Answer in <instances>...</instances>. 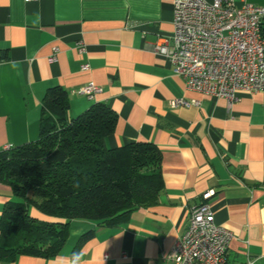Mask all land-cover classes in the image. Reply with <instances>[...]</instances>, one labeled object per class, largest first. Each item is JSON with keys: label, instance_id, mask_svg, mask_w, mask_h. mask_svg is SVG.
<instances>
[{"label": "crops", "instance_id": "0c3cea01", "mask_svg": "<svg viewBox=\"0 0 264 264\" xmlns=\"http://www.w3.org/2000/svg\"><path fill=\"white\" fill-rule=\"evenodd\" d=\"M172 32L173 0H0V151L38 138L44 95L58 87L68 119L93 103L115 112L108 148L156 146L163 181L156 202L125 220L72 219L54 255L0 264H176L170 254L200 203L233 235L229 262L264 264V95L241 92L229 103L187 88L154 52ZM88 84L101 91L80 93ZM180 98L196 103L172 105ZM19 200L0 181V220Z\"/></svg>", "mask_w": 264, "mask_h": 264}, {"label": "trees", "instance_id": "16d2710c", "mask_svg": "<svg viewBox=\"0 0 264 264\" xmlns=\"http://www.w3.org/2000/svg\"><path fill=\"white\" fill-rule=\"evenodd\" d=\"M67 109V93L49 89L38 138L0 151V181L20 199L6 205L0 220L2 261L54 255L72 219L121 222L134 209L154 204L163 188L156 146L105 145L117 120L112 109L93 103L71 119Z\"/></svg>", "mask_w": 264, "mask_h": 264}, {"label": "built area", "instance_id": "2783aa9c", "mask_svg": "<svg viewBox=\"0 0 264 264\" xmlns=\"http://www.w3.org/2000/svg\"><path fill=\"white\" fill-rule=\"evenodd\" d=\"M154 52L170 62L189 89L229 103L241 92L264 95V5L247 0L239 5L233 0H173L172 36L158 38ZM100 91L93 84L79 89L90 98ZM191 103L196 102L172 101L174 106ZM211 194L207 191L204 197ZM232 236L215 222L210 206L200 203L191 208L187 228L170 257L176 264H254L248 257L242 263L228 261Z\"/></svg>", "mask_w": 264, "mask_h": 264}]
</instances>
